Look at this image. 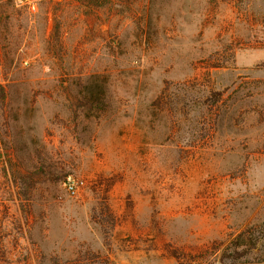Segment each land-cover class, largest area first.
I'll return each mask as SVG.
<instances>
[{"label":"rangeland","instance_id":"obj_1","mask_svg":"<svg viewBox=\"0 0 264 264\" xmlns=\"http://www.w3.org/2000/svg\"><path fill=\"white\" fill-rule=\"evenodd\" d=\"M248 227L264 259V0H0V264H234Z\"/></svg>","mask_w":264,"mask_h":264},{"label":"trees","instance_id":"obj_2","mask_svg":"<svg viewBox=\"0 0 264 264\" xmlns=\"http://www.w3.org/2000/svg\"><path fill=\"white\" fill-rule=\"evenodd\" d=\"M5 9H7V7ZM74 83L77 89L76 96L78 101V108L82 110L86 117L91 118L92 115L103 114L111 107L108 77L100 75H89L86 78L79 77ZM221 97L222 96L220 93H214V100L212 102L218 103ZM107 211H109L108 208ZM108 217L109 219L111 218V220L113 219L111 215H109ZM259 242L260 238L255 236L253 228L248 227L243 230L229 244L230 249H232V252L229 254V256L231 257L230 263L263 264L264 259H259L253 262L244 260L254 250H256Z\"/></svg>","mask_w":264,"mask_h":264},{"label":"built area","instance_id":"obj_3","mask_svg":"<svg viewBox=\"0 0 264 264\" xmlns=\"http://www.w3.org/2000/svg\"><path fill=\"white\" fill-rule=\"evenodd\" d=\"M18 5L27 8L29 11L37 10L39 0H15ZM55 1H62V0H55ZM65 188L71 194L75 193V183L71 180V178H67L64 182Z\"/></svg>","mask_w":264,"mask_h":264}]
</instances>
